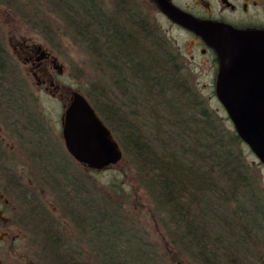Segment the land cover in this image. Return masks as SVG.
I'll use <instances>...</instances> for the list:
<instances>
[{
	"label": "rangeland",
	"instance_id": "obj_1",
	"mask_svg": "<svg viewBox=\"0 0 264 264\" xmlns=\"http://www.w3.org/2000/svg\"><path fill=\"white\" fill-rule=\"evenodd\" d=\"M139 1L145 16L149 18L150 26L159 27L161 35L167 38L172 51L178 56V63H182L190 75L191 86L199 94V104L193 103L197 102V95L194 96L182 89L174 92L166 89L163 95L157 92L152 94L147 91L148 86L134 79L127 68L123 73H117L112 69H100L88 48L89 40L83 41L77 33L76 24L82 26L80 23L82 18L80 17L76 24L74 21H69L61 10V8L64 11L66 9L60 0H0V42L9 55L7 62L4 60L2 63L6 69L0 72L1 90L5 91L4 88L7 86L8 91L18 92V85L36 86L32 88L35 91L34 96L27 99V102H31L32 107L38 110L39 116L44 115L42 117L44 124L50 132L57 134L58 138L61 137V117L65 113L62 101L44 89L38 88L34 76L25 72L30 67V63L25 64L18 55L22 52L21 41L24 38L43 45L63 65V72L57 74L64 88L80 91L93 100L99 99L98 93L101 89L103 93L108 92L111 101L127 114L131 121L138 123L158 147L165 148L167 152L173 150L186 161L209 171L219 184L224 186L226 180L221 170L210 158L204 157L206 153L202 154L203 147L189 145L194 137L191 135L192 130L194 126L199 125L196 121L194 124L185 123L189 114L196 113L197 116H201L202 107L198 105L202 106L200 102H203L208 108L207 112L211 120L213 122L217 120L224 139L228 140V136L236 132L232 119L215 92L216 55L211 49L204 53L201 49L202 45L197 43L198 36L172 22L162 12L156 0ZM211 1L216 9L221 7L219 0ZM96 2L102 5L104 10H111L115 6L114 0H96ZM177 4L182 8L191 6L194 11L199 12L207 7L202 0H177ZM260 20L264 24V16ZM148 30L151 32V29ZM152 36L147 35L142 43L152 42ZM24 91L28 96V92ZM32 137L35 138L33 135ZM58 143L59 152L54 154L53 162L57 161L59 167V181L56 186L46 190L44 195L54 219L45 221L49 231H39L37 235L28 238L32 244L28 252L37 261L41 264H65L66 259L69 264L106 263L104 252L108 249L100 246L99 242L97 244L100 247H97L92 234L83 235L76 226V218L70 210L71 205H75L76 209L81 206L83 210V202H85L90 212L95 211L90 217V224L94 222V215L99 214L96 211L101 208L110 214H115L122 221L123 228L135 238L137 245H134L133 250L140 247L148 251L154 250L163 264H202L188 259L182 262L171 261L175 244L171 242L167 232L168 213L160 207L161 204L155 200L151 190L140 179V173L130 154L124 151L123 158L117 164L96 170L78 162L66 149L62 140L58 139ZM188 147H190L189 151L186 150ZM196 148L198 150H195ZM235 150L248 165V175L252 180L259 182L264 194V163L243 140L236 145ZM50 194L52 199L49 197ZM80 197L81 199H78ZM214 200L213 208L222 203L218 198ZM228 204L231 205V202ZM237 207L238 204H233L222 208L221 204L219 208L216 207L214 216L208 213L210 210L204 204L195 207V211L200 220L205 219L210 226L215 227L217 232L212 230L214 238L215 235H220L224 242L229 236L227 220L234 218ZM79 212L80 210H76V213ZM236 233L241 232L239 230ZM263 241L259 240V245L255 248H251L246 243H242L243 246L239 244V247L242 246L240 254L245 259L244 264H264ZM140 242L143 245L139 246ZM213 246L215 247L214 244ZM115 248L126 251L122 246ZM216 248L220 250V254L224 253L218 244ZM132 261L138 263L137 260Z\"/></svg>",
	"mask_w": 264,
	"mask_h": 264
},
{
	"label": "trees",
	"instance_id": "obj_2",
	"mask_svg": "<svg viewBox=\"0 0 264 264\" xmlns=\"http://www.w3.org/2000/svg\"><path fill=\"white\" fill-rule=\"evenodd\" d=\"M60 1L66 9L61 10L69 21L75 23L82 18V26L75 23L78 26L77 33L83 41L89 40L88 48L100 69L123 73L127 68L134 79L148 86L147 91L152 94L157 92L163 95L166 89L173 92L182 89L197 95V102L193 103H198L199 94L191 86L190 75L183 64L178 63V56L172 51L167 38L161 35L159 27L150 26L139 0H114L115 6L111 10H104L96 0ZM148 33L153 35V41L144 44L142 40L150 35ZM8 56L0 42V72L5 71L6 67L2 63L4 60L7 62ZM101 90L99 99H89L119 139L125 153L132 157L144 185L168 213L167 232L175 244L171 261L188 259L202 264H244L245 259L240 254L242 243L255 248L259 240H264V194L259 182L248 175V165L235 150L241 141L237 133L228 136V140L224 139L217 120H211L203 102H200L202 106L198 105L202 107L201 116L189 114L185 122L194 124L196 121L199 125L192 130L191 135L194 137L189 145H201L202 154L206 153L204 157L210 158L221 170L226 180L221 186L209 171L198 168L173 150L167 152L165 148L158 147L138 123L131 121L111 101L108 92L103 93ZM215 198L221 200L222 208L238 204L234 218L227 220L229 236L224 242L220 235L214 238L212 230L217 232L215 227L210 226L205 219L200 220L195 211V207L204 204L210 210L208 213L214 216L216 207L221 205L217 204L213 208ZM83 206L81 210V206L76 209L75 205H71L75 224L84 236L92 234L97 247L108 249L104 252L107 259L105 264H135L132 260H137V264H163L154 250L148 251L144 247L133 250L136 240L123 228L122 221L115 214L101 208L96 211L99 214L94 215V222L90 224V217L95 211L90 212L85 202ZM76 210L80 212L76 213ZM239 230L241 233H236ZM217 244L223 254L216 248ZM239 244L242 246L239 247ZM118 246L126 251L116 249ZM65 264H69L67 259Z\"/></svg>",
	"mask_w": 264,
	"mask_h": 264
},
{
	"label": "flooded vegetation",
	"instance_id": "obj_3",
	"mask_svg": "<svg viewBox=\"0 0 264 264\" xmlns=\"http://www.w3.org/2000/svg\"><path fill=\"white\" fill-rule=\"evenodd\" d=\"M170 1L178 5L177 0ZM202 1L207 7L201 12L191 6L184 9L200 18L224 21L240 28H264L260 20L264 16V0H219V9L211 0ZM197 38L204 53L213 50ZM21 50L19 57L25 64L30 63L25 72L34 76L39 89L59 98L66 108L73 90L64 88L58 79L57 73L63 71L58 59L48 48L26 38L21 41ZM215 64L218 71L217 56ZM35 87L18 85V92H10L7 86L5 91L1 90L0 85V264H41L28 252L32 247L28 238L39 231H49L45 221L54 219L44 195L59 181V167L53 158L59 152L58 139L66 147L64 115L58 138L44 124V115L39 116L38 110L27 102L34 96Z\"/></svg>",
	"mask_w": 264,
	"mask_h": 264
},
{
	"label": "water",
	"instance_id": "obj_4",
	"mask_svg": "<svg viewBox=\"0 0 264 264\" xmlns=\"http://www.w3.org/2000/svg\"><path fill=\"white\" fill-rule=\"evenodd\" d=\"M156 1L170 19L215 49L219 60L216 94L238 135L264 163V28L201 19L170 0ZM64 119L66 146L78 161L101 170L123 158L121 144L82 93L73 92Z\"/></svg>",
	"mask_w": 264,
	"mask_h": 264
}]
</instances>
